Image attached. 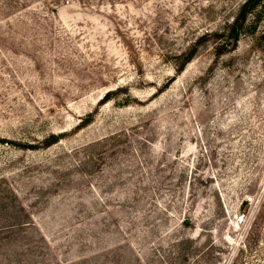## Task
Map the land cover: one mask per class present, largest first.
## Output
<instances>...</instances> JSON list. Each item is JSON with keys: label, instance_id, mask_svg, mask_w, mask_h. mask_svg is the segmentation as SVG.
Listing matches in <instances>:
<instances>
[{"label": "rangeland", "instance_id": "obj_1", "mask_svg": "<svg viewBox=\"0 0 264 264\" xmlns=\"http://www.w3.org/2000/svg\"><path fill=\"white\" fill-rule=\"evenodd\" d=\"M245 1L0 0V264H264Z\"/></svg>", "mask_w": 264, "mask_h": 264}, {"label": "trees", "instance_id": "obj_2", "mask_svg": "<svg viewBox=\"0 0 264 264\" xmlns=\"http://www.w3.org/2000/svg\"><path fill=\"white\" fill-rule=\"evenodd\" d=\"M263 2L264 0H246L243 3L239 14L234 17L232 23L229 25V27H232L231 38H234L235 41L239 40L240 27L246 23L248 16Z\"/></svg>", "mask_w": 264, "mask_h": 264}]
</instances>
